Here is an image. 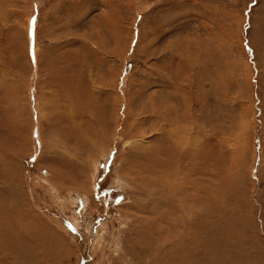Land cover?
<instances>
[{"label": "rangeland", "instance_id": "obj_1", "mask_svg": "<svg viewBox=\"0 0 264 264\" xmlns=\"http://www.w3.org/2000/svg\"><path fill=\"white\" fill-rule=\"evenodd\" d=\"M0 234V264H264V0H0Z\"/></svg>", "mask_w": 264, "mask_h": 264}, {"label": "bare ground", "instance_id": "obj_2", "mask_svg": "<svg viewBox=\"0 0 264 264\" xmlns=\"http://www.w3.org/2000/svg\"><path fill=\"white\" fill-rule=\"evenodd\" d=\"M122 113H123V112H122ZM155 113H157V112H155ZM163 115H165V113H164ZM169 118L171 119V117H169ZM169 118H168V119H169ZM156 119H157V118H156ZM173 123L175 124V122H173ZM170 125H171V124H170ZM177 125H178V124H177ZM174 128H175V127H174ZM181 132H182V131H181ZM176 137H177V136H176ZM178 138H179V136H178ZM175 140H176V139H175ZM176 142H177V141H176ZM178 143H179V142H178ZM170 144H171V142H170ZM172 145H173V144H172ZM175 146H176V145H175ZM172 148H173V147H172ZM163 149H164V148H163ZM179 149H180V148H179ZM177 150H178V149H177ZM161 151H162V150H161ZM163 151H164V150H163ZM156 153H157V152H156ZM169 153H170V152H168V154H169ZM181 155H182V154H181ZM153 158H154V157H153ZM173 159H175V158H173ZM157 160H159V159H157ZM177 160H178V159H177ZM148 168H149V167H148ZM206 176H207V175H206ZM179 177H180V176H179ZM151 178H153V177L151 176ZM176 178H177V177H176ZM173 179H174V178H173ZM8 182H9V181H8ZM145 182H146V183H145L144 185H146L149 181H145ZM197 182H198V181H197ZM173 183H174V182H173ZM173 183H172V184H173ZM170 184H171V183H170ZM129 185H131V183H129L128 186H129ZM168 185H169V184H168ZM198 186H199V185H198ZM181 188H182V187H181ZM182 189H183V188H182ZM150 190H151V189H150ZM199 190H200V189H199ZM199 190H198V191H199ZM15 191H16V190H15ZM172 191H173V190H172ZM182 191H183V190H182ZM202 191H203V190H202ZM157 192H158V191H157ZM176 192H177V191H176ZM9 194H10V193H9ZM184 194H185V193H184ZM197 194H198V193H197ZM203 194H204V192H203ZM205 194H206V192H205ZM205 194H204V195H205ZM191 195H192V194H191ZM193 195H194V194H193ZM157 196H159V195H157ZM188 196H189V195H188ZM196 196H197V195H196ZM196 196H195V197H196ZM207 196L209 197L208 194H207ZM200 197H201V196H200ZM203 197H204V196H203ZM189 198H190V197H189ZM156 199H158V198H156ZM166 199H167V198H166ZM166 199H164V200H166ZM192 199H193V198H191V201H192ZM206 199H208V198H206ZM152 200H153V199H152ZM161 200H162V199H161ZM164 200H163V201H164ZM203 201H205V200L203 199ZM165 202H166V201H165ZM169 202H170V201H169ZM201 202H202V201H201ZM208 202H209V201H207V204H208ZM193 203H194V202H193ZM202 203H203V202H202ZM202 203H201V204H202ZM209 203H210V202H209ZM197 204H198V203H197ZM201 204H200V207H201ZM204 204H206V203H204ZM165 205H166V204H165ZM170 206H171V205H170ZM191 206H192V205H191ZM196 206H197V205H196ZM203 206H204V205H203ZM203 206H202V207H203ZM194 207H195V204H194ZM207 207H209V206H207ZM182 208H183V207H182ZM195 208H196V207H195ZM203 208H204V207H203ZM205 208H206V207H205ZM196 209H197V208H196ZM206 209H207V208H206ZM199 210H201V209H199ZM203 210H204V209H203ZM184 214H185V213H184ZM165 215H166V214H165ZM163 216H164V215H163ZM167 216H169V215H167ZM167 216H166V217H167ZM158 217H159V215H158ZM16 218H17V217H16ZM163 218H164V217H163ZM164 219H165V218H164ZM191 219H192V218H191ZM165 220H166V219H165ZM167 220H169V219H167ZM163 221H164V220H163ZM160 223H161V222H160ZM165 223H166V222H165ZM194 223H196V222H194ZM201 224H202V223H201ZM157 225H159V224H157ZM162 225L165 226L164 224H162ZM162 225H161V226H162ZM184 225H185V224H184ZM197 225H199V224H197ZM197 225H196V226H197ZM163 226H162V227H163ZM166 226H167V225H166ZM200 226H201V225H200ZM38 227H39V226H38ZM162 227H161V228H162ZM201 227H202V226H201ZM153 228L156 229L155 227H153ZM163 228H164V227H163ZM165 228L168 229V227H165ZM165 228L162 229L164 232H166V231H165ZM205 228H206V226H205ZM15 229H16V228H15ZM157 229H158V228H157ZM157 229H156V230H157ZM203 229H204V228H203ZM218 229H219V228H218ZM16 230H17V229H16ZM204 230H207V229H204ZM38 231H39V230H38ZM154 231H155V230H154ZM154 231L152 232V234H154ZM201 231H202V233H203V230H201ZM161 232H162V231H161ZM168 232H169V231H168ZM170 232H171V231H170ZM162 233H163V232H162ZM205 233H207V232L205 231ZM208 234H209V233H208ZM0 235H1V234H0ZM3 235H4V234H3ZM155 235H156V234H155ZM215 235H216V234H215ZM223 235H224V234H223ZM188 236H189V235H188ZM191 236H192V235H191ZM202 236H203V235H202ZM207 236H209V235H207ZM234 236H235V234H234ZM156 237H157V236H156ZM160 237H161V235H160ZM171 237H172V236H171ZM171 237H170V238H171ZM203 237H204V236H203ZM210 237H211V236H210ZM229 237H230V236H229ZM153 238H154V237H153ZM172 238H173V237H172ZM179 238H180V237H179ZM198 238H199V237H198ZM200 238H201V237H200ZM216 238H217V237H216ZM231 238H232V237H231ZM234 238H235V237H234ZM149 239H150V238H149ZM156 239H157V238H156ZM192 239H193V238H192ZM194 239H195V237H194ZM203 239H204V238H203ZM206 239L209 241V239H211V238H206ZM0 240H1V239H0ZM167 240H168V239H167ZM178 240H180V239H178ZM222 240H223V239H222ZM19 241H20V240H19ZM191 241H192V240H191ZM169 242H170V241H169ZM189 242H190V241H189ZM209 242H210V241H209ZM226 242H228L227 239H226ZM175 243H177V242H175ZM183 243H184V242H183ZM193 243H194V242H193ZM159 244H160V243H159ZM164 244H166V243H164ZM167 244L169 245V243H167ZM172 244H173V243H172ZM188 244H190V243H188ZM209 244H210V243H209ZM21 245H22V244H21ZM157 245H158V244H157ZM170 245H171V244H170ZM170 245H169V247H171ZM177 245H178V244H177ZM213 245H214V243H213ZM3 246H4V245H3ZM154 246H155V245H154ZM166 246H167V245H166ZM189 246H190V245H189ZM229 246H230V245H229ZM22 247H23V245H22ZM167 247H168V246H167ZM191 247H192V246H191ZM203 247H204V246H203ZM207 247H208V246H207ZM207 247L205 246L204 248H207ZM240 247H241V246H240ZM20 248H21V247H20ZM181 248H182V247H181ZM184 248H185V247H184ZM209 248H210V247H209ZM217 248H218V247H217ZM217 248H215V250H216ZM222 248H223V247H222ZM167 249H168V248H167ZM171 249H172V247H171ZM179 249H180V248H179ZM179 249L177 248L178 251H179ZM219 249H220V248H219ZM223 249H224V248H223ZM174 250H176V249H174ZM182 250H183V249H182ZM209 250H210V249H209ZM213 250H214V249H213ZM224 250H225V249H224ZM226 250H227V249H226ZM233 250H234V249H233ZM170 251H171V250H170ZM211 251H212V250H211ZM159 252H160V251H159ZM164 252H165V251H164ZM166 252H169V251H166ZM166 252H165V253H166ZM180 252H181V251H180ZM205 252H206V251H205ZM207 252H209V251H207ZM207 252H206V253H207ZM217 252H218V250H217ZM221 252L223 253V251H221ZM28 253H29V252H28ZM160 253H161V252H160ZM162 253H163V251H162ZM176 253H177V251H176ZM182 253H183V252H182ZM214 253H215V252H214ZM30 254H31V253H30ZM153 254H154V253H153ZM155 254H156V252H155ZM158 254H159V253H158ZM177 254H178V253H177ZM200 254H201V253H200ZM211 254H212V253H211ZM218 254H219V253H218ZM228 254H229V253H228ZM19 255H20V254H19ZM150 255L152 256V254H150ZM206 255H207V254H206ZM217 256H218V255H217ZM223 257H224V256H223ZM237 257H238V256H237ZM15 258H16V257H15ZM150 258H151V257H150ZM186 258H187V257H186ZM234 258H235V257H234ZM41 259H42V258H41ZM175 259H176V258H175ZM17 260H18V259H17ZM33 261H34V260H33ZM40 261H41V260H40ZM43 261H44V260H43ZM181 261H182V260H181ZM160 262H161V260H160ZM170 262H171V261H170ZM158 263H159V262H158ZM167 263H168V262H167ZM172 263H173V262H172ZM172 263H171V264H172ZM217 263H218V262H217ZM226 263H227V262H226ZM169 264H170V263H169ZM173 264H174V263H173ZM186 264H187V263H186Z\"/></svg>", "mask_w": 264, "mask_h": 264}]
</instances>
